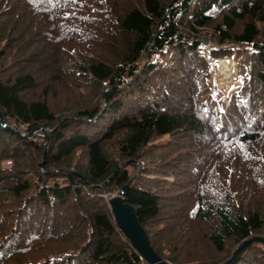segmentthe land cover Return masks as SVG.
Here are the masks:
<instances>
[{"label":"trees","instance_id":"1","mask_svg":"<svg viewBox=\"0 0 264 264\" xmlns=\"http://www.w3.org/2000/svg\"><path fill=\"white\" fill-rule=\"evenodd\" d=\"M0 114V264H147L108 205L127 183L168 264L264 239V0H0Z\"/></svg>","mask_w":264,"mask_h":264},{"label":"water","instance_id":"2","mask_svg":"<svg viewBox=\"0 0 264 264\" xmlns=\"http://www.w3.org/2000/svg\"><path fill=\"white\" fill-rule=\"evenodd\" d=\"M0 123L3 127H5L7 131L15 133L10 127L5 124L1 114ZM44 130L48 136L50 131L46 128H44ZM31 134L32 133H30V136ZM45 158L46 151L43 152V160L39 164V167L42 166L43 162L45 161ZM119 168L120 166L117 167V169L113 173V176L118 173ZM111 179L112 177H110L106 182H109ZM128 186V183L122 186L120 191L117 192V194L111 197L108 201L110 212L115 218L118 230L123 234L124 238L129 241L132 248L136 251L137 254L141 256L145 263L168 264L166 261L162 260L152 249L148 237L146 236L144 230L137 221L134 208L129 204L125 203L124 194L127 192ZM254 244L264 245V239L260 236H254L251 239L243 241L233 252L232 256L224 264H235L239 259L244 257L250 247Z\"/></svg>","mask_w":264,"mask_h":264},{"label":"rangeland","instance_id":"3","mask_svg":"<svg viewBox=\"0 0 264 264\" xmlns=\"http://www.w3.org/2000/svg\"><path fill=\"white\" fill-rule=\"evenodd\" d=\"M203 41H206L209 45L206 46L205 43L203 42V44H201V48L206 49V47H211L212 43L210 41V39L208 38H203ZM202 49V51H203ZM229 62V66L227 68H229V71H227V76L224 77L220 74V71L225 70L224 66L225 63ZM212 70L214 71V82L218 85V86H224L227 85L231 88L230 93H234V91L238 88L240 82H235V80L233 79L234 76L236 75L237 69H236V64L233 62V60H229V59H219V60H214L212 62ZM25 136H29L27 134H24ZM36 138L35 141H37L39 144H43L44 139L47 137V134L44 132H35ZM138 174V173H137ZM117 193H115L113 196H115ZM109 201V199H108Z\"/></svg>","mask_w":264,"mask_h":264},{"label":"bare ground","instance_id":"4","mask_svg":"<svg viewBox=\"0 0 264 264\" xmlns=\"http://www.w3.org/2000/svg\"><path fill=\"white\" fill-rule=\"evenodd\" d=\"M229 66V62H226L225 63V70H222V71H220V74L222 75V76H224V77H226L227 76V71H229V68H227ZM115 198V197H114Z\"/></svg>","mask_w":264,"mask_h":264},{"label":"built area","instance_id":"5","mask_svg":"<svg viewBox=\"0 0 264 264\" xmlns=\"http://www.w3.org/2000/svg\"><path fill=\"white\" fill-rule=\"evenodd\" d=\"M204 43H205L206 46L209 45L206 41H204ZM202 44H203V43H202ZM37 132H39V133H41V132L46 133L45 130H44V128L39 129V131H36V133H37Z\"/></svg>","mask_w":264,"mask_h":264}]
</instances>
